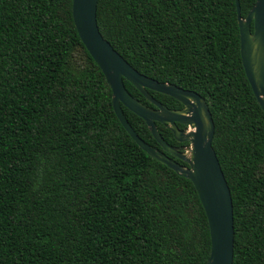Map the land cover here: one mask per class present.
I'll return each instance as SVG.
<instances>
[{
    "label": "trees",
    "instance_id": "1",
    "mask_svg": "<svg viewBox=\"0 0 264 264\" xmlns=\"http://www.w3.org/2000/svg\"><path fill=\"white\" fill-rule=\"evenodd\" d=\"M256 2L240 0L243 17ZM98 24L141 74L205 98L233 198L234 264H264V111L244 70L236 0H99ZM210 255L195 186L123 127L73 0H0V264H206Z\"/></svg>",
    "mask_w": 264,
    "mask_h": 264
},
{
    "label": "water",
    "instance_id": "2",
    "mask_svg": "<svg viewBox=\"0 0 264 264\" xmlns=\"http://www.w3.org/2000/svg\"><path fill=\"white\" fill-rule=\"evenodd\" d=\"M236 2L244 70L257 102L264 111V0H257L246 17L242 16L240 0ZM98 4L99 0H73V18L82 42L102 69L112 90L117 117L145 152L195 186L210 228L211 255L206 264H234L233 198L213 148L215 123L209 104L195 91L161 83L131 66L101 33ZM124 80L130 82L156 107H149L134 98ZM149 91L169 96L185 107L182 110L169 109L155 100ZM123 107L145 121L161 149L149 145L138 136L126 118ZM158 123L165 125L177 142H190L191 145L182 149L171 146L160 134ZM178 124L189 125L194 130L187 133L180 130Z\"/></svg>",
    "mask_w": 264,
    "mask_h": 264
},
{
    "label": "flooded vegetation",
    "instance_id": "3",
    "mask_svg": "<svg viewBox=\"0 0 264 264\" xmlns=\"http://www.w3.org/2000/svg\"><path fill=\"white\" fill-rule=\"evenodd\" d=\"M149 93H150V91H149ZM153 96V95H152ZM154 97V96H153ZM146 99V98H145ZM154 99L155 100H157L158 102H160L161 104H163L165 107H181V108H179V109H172V110H182V109H184V105L183 104H181L180 102H177V103H170L169 102V106H166L165 104H164V102L162 101V100H159V99H157V98H155L154 97ZM147 100V99H146ZM150 103V102H149ZM151 104V103H150ZM149 107H152V108H154V107H156L155 105H153V104H151V106H149ZM165 126V125H164ZM166 127V126H165ZM178 127H179V129L180 130H182V131H186L187 133H189V132H191V131H193L194 130V128H192V127H190L189 125H184V124H178ZM174 136V135H173ZM175 139V138H174ZM176 141V140H175ZM176 143H177V145L176 146H173V147H177V148H179V149H182V148H188L190 145H191V143L190 142H177L176 141ZM172 146V145H171ZM184 163V162H183ZM184 165H186L185 163H184Z\"/></svg>",
    "mask_w": 264,
    "mask_h": 264
}]
</instances>
